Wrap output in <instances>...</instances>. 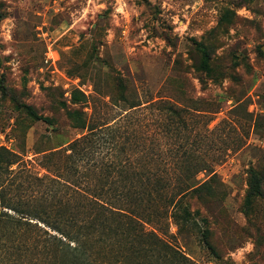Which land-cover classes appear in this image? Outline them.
<instances>
[{
	"label": "rangeland",
	"instance_id": "1",
	"mask_svg": "<svg viewBox=\"0 0 264 264\" xmlns=\"http://www.w3.org/2000/svg\"><path fill=\"white\" fill-rule=\"evenodd\" d=\"M193 42L209 48V74ZM74 90L91 122L137 113L131 124L145 126L152 147L165 142L152 139L164 104L200 115L192 141L215 177L197 179L210 180L214 199L184 228L162 221L169 251L129 253L127 264H264V199L243 214L248 170L264 169V0H0V148L15 154L0 172V204L21 211L3 210L20 223L5 225L0 264H53V232L26 214L52 204L42 155L83 134L65 116Z\"/></svg>",
	"mask_w": 264,
	"mask_h": 264
},
{
	"label": "trees",
	"instance_id": "2",
	"mask_svg": "<svg viewBox=\"0 0 264 264\" xmlns=\"http://www.w3.org/2000/svg\"><path fill=\"white\" fill-rule=\"evenodd\" d=\"M193 45L200 57L198 69L209 74V48L202 42ZM114 80L117 101L128 103L124 79L116 75ZM85 102V96L74 90L69 102L73 108L65 111L72 128L83 134L64 148L42 155L52 204L26 214L53 232L47 241L49 257L53 264H120L121 259V264H127L129 253L142 256L157 248L168 250L159 236L162 221L172 220L178 228H184L197 215L195 205L204 206L214 199L210 180L215 174L192 141V118L200 115L163 103L158 134L152 139L165 142L152 147L147 143L151 136L145 133V126L135 128L131 124L137 113L91 122L77 108ZM140 106L132 105L128 110ZM27 114L50 123L29 108ZM14 158L15 154L0 148V172L9 173ZM54 161L63 169L54 166ZM202 172L210 180L200 182L197 177ZM59 193L65 198L63 207ZM257 198L264 199V169L251 168L243 205L247 218L250 202ZM4 209L21 213L9 200L1 202L0 245L6 223H20ZM202 239L208 245L207 232Z\"/></svg>",
	"mask_w": 264,
	"mask_h": 264
}]
</instances>
